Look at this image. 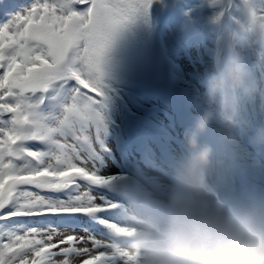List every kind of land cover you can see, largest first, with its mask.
<instances>
[{"label": "snow or ice", "instance_id": "obj_1", "mask_svg": "<svg viewBox=\"0 0 264 264\" xmlns=\"http://www.w3.org/2000/svg\"><path fill=\"white\" fill-rule=\"evenodd\" d=\"M149 4L32 0L0 26V264L73 254L113 264L117 205L92 191L111 179L96 170L107 130L103 65L115 35Z\"/></svg>", "mask_w": 264, "mask_h": 264}, {"label": "clouds", "instance_id": "obj_2", "mask_svg": "<svg viewBox=\"0 0 264 264\" xmlns=\"http://www.w3.org/2000/svg\"><path fill=\"white\" fill-rule=\"evenodd\" d=\"M218 6L214 65L202 82L203 107L184 129V155L176 162L162 195L128 193L115 210L121 231L113 230V264H264V196L220 195L208 182L213 147L201 137L214 124L232 139L242 98L261 88L249 68L246 50L264 52V0H239L238 15L225 11L232 0H207ZM253 144H264V126ZM82 264L73 254L58 264Z\"/></svg>", "mask_w": 264, "mask_h": 264}, {"label": "rangeland", "instance_id": "obj_3", "mask_svg": "<svg viewBox=\"0 0 264 264\" xmlns=\"http://www.w3.org/2000/svg\"><path fill=\"white\" fill-rule=\"evenodd\" d=\"M32 4V1L26 6L24 7V9L22 11H18L16 13H14L11 16V19L16 15V14H23L25 12L26 9H28ZM204 17L205 14L203 15H197V20H200V23H197L196 21H193V27L191 28V30L186 34L185 32H182L183 30H185L187 24L189 22H191V19L194 18L193 16L190 15H186V19L184 21V25H182V27L179 26H173L169 28L168 37H175L177 39V43L182 40V38H185V40H183V49L185 51L190 50V47L193 45L196 48L197 47H203L204 46V39L205 37H208L209 39L210 34L208 32V30H206V26L204 24ZM10 19V20H11ZM9 22V21H8ZM7 22V23H8ZM129 25V22L125 25V27H127ZM125 27H123L119 32V36L120 38H124L126 41L131 38V42H132V47L134 49H137V45L138 42L137 40L131 36L130 33H124ZM121 42V41H120ZM114 44V43H113ZM123 45V43H122ZM122 45L118 42L116 43V45L114 44L115 47V52L112 54H109L108 52L106 53V56L109 57L108 62L112 63L111 65L113 66V71L116 75V78L118 81V84L113 83L111 80L109 81L108 79V75H104V82L106 85V88L108 87H113V88H118V87H123V83H128V84H132L133 86H136L137 88L140 89H148V90H152V85L156 86V88L154 89V92L149 94L150 96H146L145 98H142V100L138 99V106H140V108H143L144 106L147 107H153L152 110L150 111V119L147 118H143L140 117V120L134 119V122H138L140 125L138 126L143 133L144 138L146 137V135H144V133H148V135L150 137H152V144H154V146L156 147L157 144H160V149L162 151H167V152H175V155L180 159L184 153L186 149H182L180 147V139L177 135V133H179L178 128L180 127L179 125L177 126V122L171 123L170 122V118L168 116H166V120H168L165 123V116L164 114L160 111L161 108H169L171 106H169L167 103L169 101V99H167L168 97V92L165 90V92L163 91V88H166V83L169 82L168 79H164L162 80V78L160 77V73H159V77L156 75L155 73V69L159 71V67L156 65V62L154 59H152V64L150 63V66H152V70H148L147 66L137 60L138 54L136 52H134V50H126V48L123 45V49H122ZM111 45L109 47L108 50H112L111 49ZM125 48V49H124ZM255 50L257 51V56L260 54L258 49L255 48ZM201 59L204 61V64H196V66H188L185 62H184V66L183 65V69H185L187 72L185 74H183L182 76H177L175 75L174 79H177L179 81L180 84L182 83H188V84H192L194 86L197 87H190L188 88L190 90V93L188 94V92H185L186 94H188V96L196 103H200V105H198L197 107L193 106L192 104H189L190 106L187 107V110H197L196 112H198V110H200L203 107V92H204V88L201 85V82L198 81L197 77H192V75L194 74L195 76H197L198 73H200V69H206L205 67H210L209 66V62L207 61V58H203L201 57ZM170 69H173V67H171ZM192 73V74H191ZM201 76H203L204 74H199ZM186 77H188V79H186ZM205 77V75H204ZM166 82V83H165ZM199 82V83H198ZM179 84V85H180ZM185 87V85H184ZM185 90V88H184ZM119 91V90H118ZM115 91V97L116 99L119 101V105H120V110L119 112H116L112 106H110L109 104V108L112 112V115L114 116L115 120L118 122L119 125H122V121L124 119H127V113L129 110V107H131L130 103H133L135 100V96L133 97V94L130 92L131 97H124V94H120V91ZM122 92V91H121ZM202 93V95H200ZM179 94V92H178ZM116 102V101H115ZM135 104V102H134ZM111 105H113V99L111 100ZM263 110L261 111V115L263 114ZM260 114V112H259ZM160 126V127H158ZM262 126H264V123L262 122ZM261 127V124H260ZM141 132L139 137L141 136ZM92 133L94 135V129L92 130ZM117 133V131H116ZM173 133H175V135H173ZM112 135L111 130L107 127L106 133L104 134L103 138H106L107 136ZM165 136L166 140L165 142L160 143L159 142V136ZM147 138V137H146ZM260 147H262L264 149V144H258ZM112 143L109 142L108 143V149H112ZM146 150L148 151V155L152 160V164L149 165H144L142 164V162L137 158L134 157L133 160V165L131 166V169L135 172H138L139 174H135L132 173L131 171H128L127 167H125L124 165H119L111 160H109V156L106 155L105 153L99 152L98 153V159L96 160V170H97V174L102 175L106 178H111L109 180V182L114 181L117 184H124L128 187H132L135 184H138L137 182L139 181L141 175H146L153 183L156 184L158 190H155L154 188H150V189H146L148 191H151L153 194H158V195H162V188L160 187V179L158 178L159 173L156 171H159L157 167H161V170L163 169L164 166H162L159 163L160 158H158L159 156H161L160 153H153L150 151L149 147L146 145L145 146ZM157 148V147H156ZM169 150H168V149ZM230 148L232 149H236L239 151V148H243L244 146L239 143V144H232L230 145ZM245 150V149H244ZM157 154V155H156ZM152 174V175H151ZM166 174L167 175H171V170L167 171L166 170ZM155 175V176H154ZM141 183L142 180H140ZM144 184V183H143ZM102 189H106L105 187H103L102 185L100 186H93L92 191L94 192V194L98 195L99 190ZM104 192H107L110 196H112L111 193H109L107 190H102ZM104 197V196H103ZM105 199H107L106 197H104ZM120 199V198H119ZM108 202H114L112 200H106ZM116 204V202H115ZM123 205V202L120 201L117 205V208L121 207ZM116 208V209H117ZM114 209V210H116ZM115 212V211H114ZM97 228H99L98 232H102L104 231L103 229H101L99 226H96ZM71 234V233H70ZM78 235L84 236L86 235L83 231H80L78 233H76ZM56 240L54 239L53 243ZM57 243V241L55 242ZM62 246H67V245H62ZM84 246V245H81ZM88 247H91V244L89 243L88 245H86ZM55 251H58L59 249H54ZM103 250V249H101ZM88 257H81V260L83 259H87ZM57 259H62V257H57Z\"/></svg>", "mask_w": 264, "mask_h": 264}, {"label": "bare ground", "instance_id": "obj_4", "mask_svg": "<svg viewBox=\"0 0 264 264\" xmlns=\"http://www.w3.org/2000/svg\"><path fill=\"white\" fill-rule=\"evenodd\" d=\"M171 93H173V94H175V92L174 91H170Z\"/></svg>", "mask_w": 264, "mask_h": 264}]
</instances>
